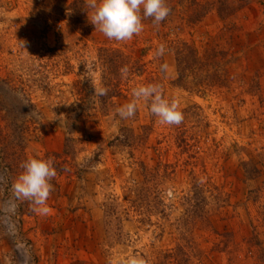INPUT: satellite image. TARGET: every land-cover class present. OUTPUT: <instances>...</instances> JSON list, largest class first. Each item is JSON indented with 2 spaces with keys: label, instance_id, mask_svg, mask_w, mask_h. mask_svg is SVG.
Returning <instances> with one entry per match:
<instances>
[{
  "label": "rangeland",
  "instance_id": "1",
  "mask_svg": "<svg viewBox=\"0 0 264 264\" xmlns=\"http://www.w3.org/2000/svg\"><path fill=\"white\" fill-rule=\"evenodd\" d=\"M71 1L0 0V104L12 100L8 86L15 98L27 94L36 128L27 157L51 158L57 171L47 215L17 199L0 171V264H126L133 256L145 264H264V0H219L222 13L217 0H195L208 8L196 23L183 15L195 6L182 1L164 24L142 21L144 30L126 42L96 31L92 10L78 24L65 22ZM183 43L199 56L215 53L216 63L226 51L227 86L182 89L191 86L176 70ZM161 44L165 53L155 57ZM101 49H119L137 68L116 109L132 88L158 84L183 122L161 125L143 102L122 122L69 120L73 81L87 72L100 84ZM120 123L132 140L109 144ZM164 165L173 176L160 177Z\"/></svg>",
  "mask_w": 264,
  "mask_h": 264
},
{
  "label": "trees",
  "instance_id": "2",
  "mask_svg": "<svg viewBox=\"0 0 264 264\" xmlns=\"http://www.w3.org/2000/svg\"><path fill=\"white\" fill-rule=\"evenodd\" d=\"M182 1L190 2L196 8L194 14H183L185 15L184 17L187 23L198 22L208 11L205 4L198 6L195 0H166V4L171 9L170 14L175 11V7L182 5ZM216 3L219 5L217 6V12L222 13L221 2L217 0ZM90 10L88 4H86L84 0H72L66 9L64 21L68 24H78L81 19L84 20L87 17L88 11ZM143 21L153 24L151 19H145ZM166 21L167 20H164L161 23L164 24ZM67 31L69 30L67 29ZM64 41L65 43H68V37H64ZM180 46L176 50L177 75L179 78L189 77L191 79V86L185 85L182 89L195 94H205L213 87L224 88L227 86L228 71L224 68V65L230 63L231 60H226V51H220L218 54V60L220 62L218 63L217 61L216 63L215 53H207L204 51L203 54L199 56L193 47L185 43ZM97 57L100 71V84L97 87L103 86L108 88V94L101 97L94 95L93 90L96 86H94L87 72H82V75L71 84L73 90L72 93L77 97V101H75L71 108L68 109L70 113L69 120L72 122L86 121L88 119H94L93 122H96L99 117L115 118L120 122L123 121L121 118H118L119 115L115 111V99H126L125 89L133 80V77L137 76V68L131 70V68L127 66L128 63L122 61V54L119 49H101L99 50ZM125 66H127L129 71L127 78H122L120 69ZM7 90L8 91H6L4 95L12 98V100L1 103L2 105L0 104V113H2L0 114V171L4 174V184L11 186L13 181H15L16 177L22 171L20 167L21 163L28 159L26 151L28 146V136L31 132H35L36 128L35 126H32V123L30 122L31 115L34 112V106L31 100H29L27 94L24 92L21 94V97L15 98L14 93L16 87L8 86ZM90 95L91 98H88ZM123 132L128 134V129L120 123L118 135L110 141L109 144H112L113 142L120 144L123 143L124 145H127V143L129 144L133 136L125 135ZM140 137L142 138V136ZM168 173L173 176L174 169L170 168V166L164 165L160 177H163L166 174L169 176ZM197 190L198 188H195L194 194H196ZM159 197L158 207L160 208H158V211L163 215L165 213V206L163 198L161 196ZM198 199L199 196L194 195L193 203L197 202ZM213 199V203L218 208L224 203V199L219 191L215 193ZM195 206L199 208L201 207V209H206L207 204L205 203L203 205L198 202ZM189 207L191 208L192 206L190 205Z\"/></svg>",
  "mask_w": 264,
  "mask_h": 264
},
{
  "label": "clouds",
  "instance_id": "3",
  "mask_svg": "<svg viewBox=\"0 0 264 264\" xmlns=\"http://www.w3.org/2000/svg\"><path fill=\"white\" fill-rule=\"evenodd\" d=\"M92 10L89 21L95 30L107 39L126 42L140 35L144 30L143 20L151 19L154 26H159L170 14L166 0H87ZM165 45L161 44L154 52L155 57L165 53ZM161 71L166 72L168 65L162 64ZM127 66L120 69L122 78H127ZM109 89L96 87L93 94L106 96ZM132 99L116 109L121 119L133 118L138 104L148 108L149 114L157 118L161 125L179 126L184 114L175 100L166 99L158 84L140 85L132 88ZM22 171L12 184L14 196L19 200L30 202L32 210L39 215H47V200L54 191L52 180L57 176L54 161L49 159L28 158L20 165ZM126 264H145L143 259L130 257Z\"/></svg>",
  "mask_w": 264,
  "mask_h": 264
}]
</instances>
